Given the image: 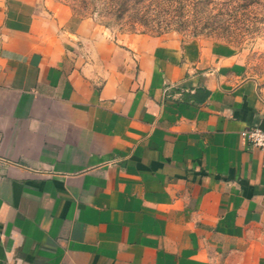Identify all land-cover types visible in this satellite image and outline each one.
<instances>
[{
	"label": "crops",
	"instance_id": "obj_1",
	"mask_svg": "<svg viewBox=\"0 0 264 264\" xmlns=\"http://www.w3.org/2000/svg\"><path fill=\"white\" fill-rule=\"evenodd\" d=\"M180 44L0 0V264H264V88Z\"/></svg>",
	"mask_w": 264,
	"mask_h": 264
},
{
	"label": "rangeland",
	"instance_id": "obj_2",
	"mask_svg": "<svg viewBox=\"0 0 264 264\" xmlns=\"http://www.w3.org/2000/svg\"><path fill=\"white\" fill-rule=\"evenodd\" d=\"M59 1L116 35L161 34L181 48L191 39L222 45L236 70L264 88V0H126L119 20L105 14L108 0Z\"/></svg>",
	"mask_w": 264,
	"mask_h": 264
},
{
	"label": "built area",
	"instance_id": "obj_3",
	"mask_svg": "<svg viewBox=\"0 0 264 264\" xmlns=\"http://www.w3.org/2000/svg\"><path fill=\"white\" fill-rule=\"evenodd\" d=\"M240 135L250 143V145L260 149L264 155V125H250L244 127L240 130Z\"/></svg>",
	"mask_w": 264,
	"mask_h": 264
},
{
	"label": "trees",
	"instance_id": "obj_4",
	"mask_svg": "<svg viewBox=\"0 0 264 264\" xmlns=\"http://www.w3.org/2000/svg\"><path fill=\"white\" fill-rule=\"evenodd\" d=\"M125 8L126 0H108L105 14L108 15V18L119 20ZM83 17H87V15H83Z\"/></svg>",
	"mask_w": 264,
	"mask_h": 264
}]
</instances>
